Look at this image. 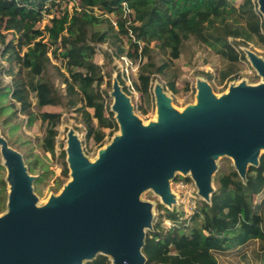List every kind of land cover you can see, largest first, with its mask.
<instances>
[{
	"label": "trees",
	"instance_id": "1",
	"mask_svg": "<svg viewBox=\"0 0 264 264\" xmlns=\"http://www.w3.org/2000/svg\"><path fill=\"white\" fill-rule=\"evenodd\" d=\"M75 1L78 8L68 10L61 9L60 0H0V75L10 76L7 85L0 80V103L6 95L11 100L7 106L0 104V115L11 109L1 122L12 124L17 112L27 115L28 122L40 121L44 130L40 147L52 155L62 114L48 109L34 112L31 96L40 106H59L76 112L85 138L94 143L103 141L105 129H117L113 111L105 102L108 92L101 88L105 74L94 59L97 43L107 42L116 47L115 56L137 61L133 87L142 96L149 95L155 74L163 75L166 86L176 91V76L168 74L169 67L190 39L206 45L230 65L243 57V52L231 43L255 42L264 46V24L253 0H243L239 6L233 0ZM123 3L130 9L129 18L122 17ZM108 13L116 17L115 25L106 16ZM46 18L40 28L38 24ZM9 32L13 33L11 38ZM122 36L127 38L126 47ZM154 49L165 58L158 62ZM105 56L110 60V54ZM52 59L58 60L60 66ZM1 61H6L7 66L3 67ZM50 67L63 84L62 89L52 80ZM233 71L221 72V80ZM118 79L127 92L123 79ZM106 84L110 86V81ZM59 156L62 176H67L62 144ZM31 157L23 159L28 173L35 172L38 162L35 156L30 162ZM37 179L40 177L32 181L33 191ZM212 182L209 199L200 202L188 218L174 208L160 206L163 212L144 233L143 264H239V252L250 246L262 247L264 200L256 203L255 197L264 190V153L256 165L247 167L244 177L228 162L224 169L215 171ZM7 185L6 178L0 175V212L6 209ZM165 219L174 226L165 227ZM221 256L234 261L224 262ZM82 264L112 261L105 254H97Z\"/></svg>",
	"mask_w": 264,
	"mask_h": 264
},
{
	"label": "water",
	"instance_id": "2",
	"mask_svg": "<svg viewBox=\"0 0 264 264\" xmlns=\"http://www.w3.org/2000/svg\"><path fill=\"white\" fill-rule=\"evenodd\" d=\"M257 2L264 18V0ZM252 62L264 80V62L255 57ZM113 95L121 134L94 163L70 135L65 152L72 180L41 209L34 205V178L21 154L0 139L9 185L8 211L0 217V264H82L96 252L111 255L112 264H143L142 228L149 214L148 205L136 198L139 191L152 187L168 202L167 178L189 169L207 197L212 157L231 156L241 177L258 163L259 146L264 147V83L240 84L215 97L200 82L196 104L181 112L157 89L158 120L147 125L134 116L118 86Z\"/></svg>",
	"mask_w": 264,
	"mask_h": 264
},
{
	"label": "rangeland",
	"instance_id": "3",
	"mask_svg": "<svg viewBox=\"0 0 264 264\" xmlns=\"http://www.w3.org/2000/svg\"><path fill=\"white\" fill-rule=\"evenodd\" d=\"M60 2L61 9L67 8L70 10L73 7L78 8V3L75 0H60ZM233 2L235 6H239L243 0H233ZM253 2L255 4V11L260 15L261 21L264 24V18L259 11L258 2L257 0H253ZM106 16L110 21H112V23L116 21V17L113 14L108 13ZM46 21L47 18L42 20L38 24L39 27L42 28ZM262 32L264 33V28L262 29ZM8 34H10L8 37L11 38V34L13 33L9 32ZM121 38L123 46L126 47L127 38L125 36H122ZM231 44L237 50L243 52V57H241V59L233 65H230L226 60L222 59L206 45L198 43L193 39L186 41L182 48V53L178 59L172 61L168 71V74L176 76V91L172 92L166 86V78L163 75L155 74L150 81L149 95L142 96L140 92L130 86L133 85L134 81L137 79V61L131 60L127 56H125L126 60L121 59L122 56H115L114 52L116 47L108 44L107 42L97 43L95 45L96 54L94 59L95 62L102 66V70L105 74V81L101 85V88L108 92V96H105V102L107 103L108 108L113 111V115L115 116L116 112L112 107L114 103L113 87L118 86V88H120L128 98L130 108L134 116L143 125H147L151 122H157L158 120V108L156 104L157 99L155 95L157 89H160L165 96L169 98L170 105L174 110L181 112L186 106L196 104L197 86L200 82L207 83L215 97L224 95L231 87H235L240 84L250 87L263 84L264 80L254 67L252 58L255 57L264 62V46L255 42H249L246 45L238 43ZM106 53L110 54V60L105 56ZM154 54L158 62L165 58L164 55L158 53L157 49H154ZM52 63L60 66V62L58 60L52 59ZM1 64L3 67L7 66L6 61H1ZM229 69H233L234 71L230 72L224 79L221 80V72ZM50 72L54 83L62 89L63 84L60 83L59 78L51 67ZM118 76L123 79L127 92L123 90V85L119 82ZM0 80L7 85L10 83V76L2 73L0 75ZM107 80L110 81V86H107ZM10 102V98L6 95L0 104L7 106ZM30 102L31 109L34 112L48 109L59 111L62 114L60 123L57 127L58 134L56 136L54 155L44 152L40 147L41 138L44 132L40 121L32 120L31 122H28L27 115L17 112L16 116L12 119V124H3L1 122V120L11 112V109L5 110L3 114L0 115V139L5 140L11 148L18 151L23 159L24 157L32 156L30 159V162H32L34 161V156L38 158L35 172H29V174L33 178L40 177V179H37L34 182L35 191H33V194L35 196V207L37 209H41L47 204L50 196L59 195L63 186L72 180L69 168L67 176H62V161L59 156L60 145L62 144L64 149H66L67 139L70 135L76 137L80 145L81 152L86 159L90 163H94L98 158L99 151L110 145L113 139L121 134V130L117 123L116 130L110 132L108 129H105L107 135L100 144L94 143L93 140H87L85 138L84 126L76 112L62 109L59 106H40L37 104L34 96L30 97ZM16 106L19 108L17 103ZM143 110H145V112H143ZM262 153H264V150L259 152V154ZM212 160L215 165V169L209 176L210 190L207 197H204L199 193L189 169L187 171L179 169L174 170L172 175L167 178L171 196V199L168 202H165L152 187H146L137 193V200L148 205L149 218L148 225L142 228L144 233L152 228L157 215L163 212L160 210V206L174 208L183 214V218H188L196 210L200 202L207 201L209 199L210 193L214 188L212 178L215 171L217 169H224L228 162L233 163L232 157L227 154L212 157ZM5 162L4 157L0 153V175L6 178L8 170ZM57 179H59V187L57 186ZM8 188L9 185H7V191ZM263 200L264 190L255 197L256 203H261ZM7 211L8 209L6 205V209L0 212V217L6 214ZM168 222L172 221L165 219L163 225L168 227ZM97 254H100V252H96L94 257ZM108 256L112 261V256ZM228 257L229 256H221V259H223L224 262L228 261L229 263L234 261L232 260V257ZM237 258L238 262H240L239 264L264 263V244L262 247L259 245L250 246L245 252H239ZM85 260L86 259H82L81 263Z\"/></svg>",
	"mask_w": 264,
	"mask_h": 264
},
{
	"label": "built area",
	"instance_id": "4",
	"mask_svg": "<svg viewBox=\"0 0 264 264\" xmlns=\"http://www.w3.org/2000/svg\"><path fill=\"white\" fill-rule=\"evenodd\" d=\"M122 6H123V17L124 18L125 17L129 18V16H130V9L126 6L125 3H123ZM113 24L115 25V22H113ZM121 59L126 60L125 59V56H122ZM129 62H131V61H129ZM130 83H131V81H130ZM130 86L133 88V85H130ZM172 225L174 226V223L173 222H168V225L167 226L168 227H173Z\"/></svg>",
	"mask_w": 264,
	"mask_h": 264
},
{
	"label": "bare ground",
	"instance_id": "5",
	"mask_svg": "<svg viewBox=\"0 0 264 264\" xmlns=\"http://www.w3.org/2000/svg\"><path fill=\"white\" fill-rule=\"evenodd\" d=\"M198 104V103H197ZM179 109V108H178ZM261 150H264V147L263 146H259V151H261ZM101 158V155H100V153H98V160Z\"/></svg>",
	"mask_w": 264,
	"mask_h": 264
}]
</instances>
